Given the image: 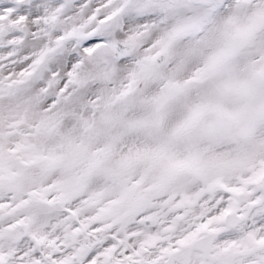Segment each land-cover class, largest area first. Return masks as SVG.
<instances>
[{"label":"snow or ice","instance_id":"1","mask_svg":"<svg viewBox=\"0 0 264 264\" xmlns=\"http://www.w3.org/2000/svg\"><path fill=\"white\" fill-rule=\"evenodd\" d=\"M0 264H264V0H0Z\"/></svg>","mask_w":264,"mask_h":264}]
</instances>
